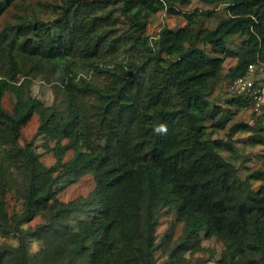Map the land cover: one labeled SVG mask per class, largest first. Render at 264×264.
<instances>
[{
  "label": "trees",
  "instance_id": "obj_1",
  "mask_svg": "<svg viewBox=\"0 0 264 264\" xmlns=\"http://www.w3.org/2000/svg\"><path fill=\"white\" fill-rule=\"evenodd\" d=\"M17 1L0 0V16ZM59 1L49 22L21 17L0 34V230L18 238L15 246L0 244V264H157L156 225L164 209L185 223L169 264H189L185 253L212 236L224 253L204 264H239L241 257L264 264V184L251 182L264 180V168L242 179L219 152L235 150L237 131L264 144L261 120L233 123L226 138L210 137L206 123L210 111L221 113L213 124L219 128L232 115L209 99L224 59H237L231 81L250 62H264V0H200L224 3L227 15L214 28L195 30L202 13L193 11L185 26H164L153 37L147 16L176 13L177 4L191 0ZM231 34L245 36L237 49L228 46ZM25 64L31 69L20 80ZM85 70L105 83L87 79ZM33 72L64 80L58 86L64 107L28 90ZM6 92L15 96L11 111L2 104ZM227 102L250 104L235 94ZM34 114L38 128L21 143V127ZM39 136L55 156L51 165L34 150ZM88 173L95 187L87 196L60 199L65 184ZM13 191L23 209L10 213L6 197ZM74 212L89 215L76 229ZM33 237L43 246L30 252Z\"/></svg>",
  "mask_w": 264,
  "mask_h": 264
},
{
  "label": "rangeland",
  "instance_id": "obj_2",
  "mask_svg": "<svg viewBox=\"0 0 264 264\" xmlns=\"http://www.w3.org/2000/svg\"><path fill=\"white\" fill-rule=\"evenodd\" d=\"M59 0H20L9 6L0 16V34L5 31L13 29L21 17H25L29 22L33 23L38 20L50 21L55 17L56 6L59 4ZM176 13L170 12L167 9L158 11L154 15L147 16V34L151 37L157 35L158 31L168 26L173 29L183 27L187 24L186 15L199 11L202 14L198 17V21L194 24L195 30L201 28H214L219 19L227 15L226 5L220 4H206L200 0H191L189 4L178 5L176 7ZM210 12V13H209ZM210 14V15H209ZM228 46L232 49H237L241 41L245 38L242 34H231L229 37ZM201 46L210 56H214L209 44L199 42ZM236 57H226L223 61L222 71L220 77L216 81L213 91L209 95V99L212 105H218L222 108H229L232 111V115L224 128L213 126L215 122L221 117L220 114H213L209 112L207 118L208 133L210 137H222L226 138L233 123L239 121H245L253 124H258L261 120L260 126L264 128V108L261 113H256L245 108H237L235 105H230L227 99L230 95L234 94L231 90V78L228 76L230 66L236 62ZM23 75H20V80H23L24 74L27 73L31 66L25 64L21 66ZM83 74L87 79L97 82L101 85L105 83L106 78L104 76L95 74L92 70H85ZM31 82L28 85V90L34 95L41 98L47 105L55 104L57 107H64V95L62 94L59 85L64 81L62 78L53 75L50 81L44 79V77L36 72L29 75ZM15 100L14 94L6 92L2 104L9 111L12 110L13 101ZM39 125V116L34 114L30 120L21 127L20 142L32 138ZM248 131H237L234 133V145L235 150H219V152L229 161L233 162L237 168L238 175L245 179L247 175L257 169L264 168V144L253 143ZM34 150L40 153L41 160L46 165H51L55 162V156L53 152H48L45 149V139L39 136L34 145ZM73 151L69 150L65 156V160L72 157ZM256 188L264 184V180L251 181ZM95 187V180L93 175L88 173L82 176L80 179L73 181L69 184H65L60 190L59 197L64 201H68L80 196H87ZM7 210L12 213L13 211H21L23 209L22 199L18 195V192L13 191L6 197ZM89 217L84 212H74L71 215V227L76 229L77 221ZM29 224H25L27 228ZM185 223L180 219L176 211L164 209L158 218L156 225V240L158 242V248L155 252V259L157 264H169L168 252L169 249L176 243V241L184 233ZM0 244L17 245L18 238L12 234H6L0 230ZM27 244L30 252H35L42 248L43 243L36 238H28ZM200 249L189 250L185 253L188 258L189 264L198 263H212L213 260L220 258L225 246L223 242L212 236L202 237L200 242ZM211 259V260H210ZM239 264H245V257H241Z\"/></svg>",
  "mask_w": 264,
  "mask_h": 264
},
{
  "label": "built area",
  "instance_id": "obj_3",
  "mask_svg": "<svg viewBox=\"0 0 264 264\" xmlns=\"http://www.w3.org/2000/svg\"><path fill=\"white\" fill-rule=\"evenodd\" d=\"M231 90L249 100L245 109L261 113L264 108V62L259 59L250 62L245 72L232 80Z\"/></svg>",
  "mask_w": 264,
  "mask_h": 264
}]
</instances>
